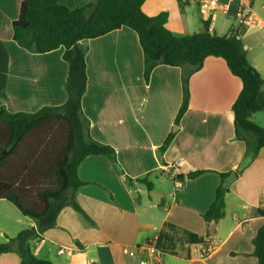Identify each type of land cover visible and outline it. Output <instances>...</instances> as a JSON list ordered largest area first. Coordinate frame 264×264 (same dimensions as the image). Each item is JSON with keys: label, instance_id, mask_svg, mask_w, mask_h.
<instances>
[{"label": "crops", "instance_id": "crops-1", "mask_svg": "<svg viewBox=\"0 0 264 264\" xmlns=\"http://www.w3.org/2000/svg\"><path fill=\"white\" fill-rule=\"evenodd\" d=\"M24 1L0 0V107L10 113H33L67 100L64 48L40 54L13 40V24ZM61 1L71 9L96 2ZM260 9L264 12V5ZM142 10L149 17L168 13L166 28L175 34L204 31L205 17L195 5L147 0ZM216 23L210 25L212 32L229 33L231 23L222 34ZM255 33L256 28L248 26L239 30L247 56L260 73V61L254 63L247 46ZM80 45L86 50L88 84L82 112L89 134L113 147L124 175L105 156L86 157L78 169L83 184L65 195L67 205L56 226L40 232L26 217L27 230L35 228L38 235L27 242L33 254L52 264H139L128 250L156 239L164 264H258L253 240L264 226V148L244 166L246 146L235 138L233 114L243 84L226 61L209 56L191 76L189 108L177 124L183 102L181 68L157 65L146 80L139 35L127 27ZM253 119L264 128V111L254 113ZM170 135L172 141L162 153ZM197 171L205 172L175 191L176 176ZM226 172L233 177L225 216L208 224L203 214L214 201L219 174ZM125 176L147 177L152 190L136 181L128 185ZM72 201L87 217L70 205ZM190 234L201 242L192 243ZM17 246L15 252L25 247ZM211 246L214 251L207 255ZM0 264L18 263L2 256Z\"/></svg>", "mask_w": 264, "mask_h": 264}, {"label": "trees", "instance_id": "trees-1", "mask_svg": "<svg viewBox=\"0 0 264 264\" xmlns=\"http://www.w3.org/2000/svg\"><path fill=\"white\" fill-rule=\"evenodd\" d=\"M146 1L96 0L76 9L61 0L22 2L13 24V40L21 48L40 54L64 48L63 60L68 64L64 85L67 100L63 105L42 107L33 113H10L0 107V200L11 203L24 217L33 220L40 232L56 226L59 212L67 205L63 201L65 195L83 184L78 169L86 157L105 156L124 175L113 147L95 141L89 134L90 124L82 112L88 74L86 50L80 45L81 41L94 40L127 27L139 35L146 80L157 65L181 68L183 102L176 117L177 124L189 108L191 76L202 68L207 57L224 59L230 72L243 84L233 105V114L235 138L246 146L244 166L264 148V128L251 117L264 111V78L250 62L237 30L231 27L227 35L219 36L212 32L209 22L204 21L201 33L175 34L166 28L168 13L154 17L145 15L142 7ZM172 138V135L167 138L162 153ZM204 172L175 178L193 180ZM219 175L221 182L214 201L203 214L208 224L219 222L225 216L226 195L233 174ZM125 179L128 185L136 181L152 190L153 183L147 177L134 180L125 176ZM70 205L86 216L76 201ZM37 236L32 228L0 243V257L9 256L18 264H52L39 259L30 250L27 242ZM189 240L200 243L202 238L190 234ZM14 242L25 247L15 252ZM157 243L163 251L158 240ZM253 245L258 264H264V226L257 232Z\"/></svg>", "mask_w": 264, "mask_h": 264}, {"label": "built area", "instance_id": "built-area-1", "mask_svg": "<svg viewBox=\"0 0 264 264\" xmlns=\"http://www.w3.org/2000/svg\"><path fill=\"white\" fill-rule=\"evenodd\" d=\"M181 4L195 5L205 21L213 24L220 15L230 19L231 27H234L238 34L243 26L256 28L264 33V17L258 14L255 8V0H177ZM240 36V35H239ZM184 180L174 178L175 191L183 190ZM214 251L211 246L206 252L207 255ZM59 253H63L59 250ZM127 254L133 258H139V264H164V252L159 249L157 240H149L143 245L128 250Z\"/></svg>", "mask_w": 264, "mask_h": 264}, {"label": "rangeland", "instance_id": "rangeland-1", "mask_svg": "<svg viewBox=\"0 0 264 264\" xmlns=\"http://www.w3.org/2000/svg\"><path fill=\"white\" fill-rule=\"evenodd\" d=\"M264 5V0H257L255 8L258 10L262 15H264V12L261 11L260 7ZM217 33L222 34L226 33L229 30L230 26V19H227L225 17H217ZM254 38L251 39V42H248V50L249 55L253 59L254 63H259L258 66L264 76V33H261L260 30L256 29ZM30 223V220H28L26 217H24L14 205L11 203L0 200V243L8 242L12 238H16L19 232H22L24 230L29 229L28 227ZM18 242L13 243V247H18ZM31 247H34V243L30 244ZM65 258V256H63Z\"/></svg>", "mask_w": 264, "mask_h": 264}, {"label": "water", "instance_id": "water-1", "mask_svg": "<svg viewBox=\"0 0 264 264\" xmlns=\"http://www.w3.org/2000/svg\"><path fill=\"white\" fill-rule=\"evenodd\" d=\"M254 114L251 115V117L253 118Z\"/></svg>", "mask_w": 264, "mask_h": 264}]
</instances>
